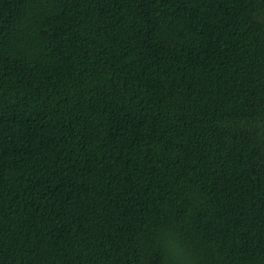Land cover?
Masks as SVG:
<instances>
[{
    "label": "trees",
    "instance_id": "obj_1",
    "mask_svg": "<svg viewBox=\"0 0 264 264\" xmlns=\"http://www.w3.org/2000/svg\"><path fill=\"white\" fill-rule=\"evenodd\" d=\"M0 264H264V0H0Z\"/></svg>",
    "mask_w": 264,
    "mask_h": 264
}]
</instances>
